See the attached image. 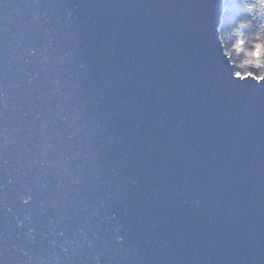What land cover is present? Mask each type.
Returning a JSON list of instances; mask_svg holds the SVG:
<instances>
[{
	"label": "water",
	"instance_id": "water-1",
	"mask_svg": "<svg viewBox=\"0 0 264 264\" xmlns=\"http://www.w3.org/2000/svg\"><path fill=\"white\" fill-rule=\"evenodd\" d=\"M225 0H0L3 264H264V82Z\"/></svg>",
	"mask_w": 264,
	"mask_h": 264
},
{
	"label": "clouds",
	"instance_id": "clouds-1",
	"mask_svg": "<svg viewBox=\"0 0 264 264\" xmlns=\"http://www.w3.org/2000/svg\"><path fill=\"white\" fill-rule=\"evenodd\" d=\"M238 3L242 14L231 27L221 31L219 38H232L228 45L229 51H233L243 41V55L239 64L244 71L236 73L244 77L243 80L251 76L257 83L264 82V0H238ZM257 49L261 52L259 58ZM0 264L3 262L0 261Z\"/></svg>",
	"mask_w": 264,
	"mask_h": 264
},
{
	"label": "trees",
	"instance_id": "trees-1",
	"mask_svg": "<svg viewBox=\"0 0 264 264\" xmlns=\"http://www.w3.org/2000/svg\"><path fill=\"white\" fill-rule=\"evenodd\" d=\"M242 14L238 0H225L224 2V12L221 17V24L219 27V33L221 34V31L231 27L236 19ZM231 37H229L227 40H221L222 44L224 45V49L228 57L230 58L231 63L234 66L235 71H244V68L241 67L239 64V60L241 56L243 55V41H241V45L236 47L233 51L228 50V45L231 43ZM261 55V52L259 49H257V58ZM244 67H248V65H245Z\"/></svg>",
	"mask_w": 264,
	"mask_h": 264
},
{
	"label": "snow or ice",
	"instance_id": "snow-or-ice-1",
	"mask_svg": "<svg viewBox=\"0 0 264 264\" xmlns=\"http://www.w3.org/2000/svg\"><path fill=\"white\" fill-rule=\"evenodd\" d=\"M236 77L239 79H243L244 77H241L239 73H236Z\"/></svg>",
	"mask_w": 264,
	"mask_h": 264
},
{
	"label": "bare ground",
	"instance_id": "bare-ground-1",
	"mask_svg": "<svg viewBox=\"0 0 264 264\" xmlns=\"http://www.w3.org/2000/svg\"><path fill=\"white\" fill-rule=\"evenodd\" d=\"M236 73V72H235Z\"/></svg>",
	"mask_w": 264,
	"mask_h": 264
}]
</instances>
